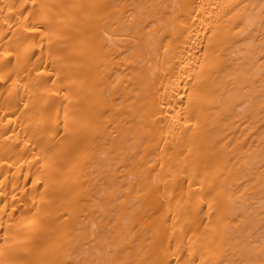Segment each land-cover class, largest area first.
<instances>
[{"label": "bare ground", "instance_id": "6f19581e", "mask_svg": "<svg viewBox=\"0 0 264 264\" xmlns=\"http://www.w3.org/2000/svg\"><path fill=\"white\" fill-rule=\"evenodd\" d=\"M0 264H264V0H0Z\"/></svg>", "mask_w": 264, "mask_h": 264}]
</instances>
